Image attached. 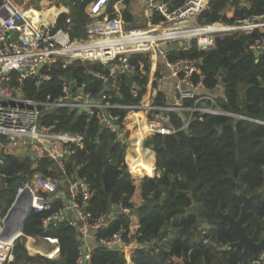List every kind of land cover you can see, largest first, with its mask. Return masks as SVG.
I'll use <instances>...</instances> for the list:
<instances>
[{"label": "trees", "instance_id": "trees-1", "mask_svg": "<svg viewBox=\"0 0 264 264\" xmlns=\"http://www.w3.org/2000/svg\"><path fill=\"white\" fill-rule=\"evenodd\" d=\"M89 0H68L60 11L56 25L70 27V36L83 38L84 26L91 18L85 12ZM185 0H170L169 10L179 7ZM208 0L207 8L198 16L201 25L222 22L232 24L236 19L257 16L264 12V0ZM228 9V10H226ZM226 10V11H224ZM44 17L46 12L41 13ZM109 15L113 13L109 11ZM124 18L129 19L128 14ZM162 19L156 14L152 22ZM257 31L247 34H233L215 40V48L199 51L193 42L187 52L173 51L171 60L177 56L197 58L200 70L205 74V85L214 88L223 84L224 92L218 96L223 110L237 114H256L264 108V48L256 54L247 49V44L258 38ZM144 63L149 69V56L145 53L130 55V61ZM87 68L104 71L100 63H87L62 68L53 62L42 68L50 75L39 90L26 80V96L44 100L61 92L63 79L72 77L76 82H87L93 93L101 87L86 73ZM222 72L219 73V69ZM122 102H128L126 78L121 76ZM144 76L142 83H145ZM243 88V91L240 88ZM161 97V94L157 98ZM139 98H134L138 102ZM123 115L124 113L121 112ZM57 119L58 129L80 134L82 145L76 148L66 164L65 171L70 178L85 177L90 184L91 197L86 201L93 219L112 211V205L121 204L131 210V215L117 213L97 237L110 238L123 230L122 237L127 243L136 242L153 247L112 250L96 246L90 260L93 264H246L252 256L241 249H224L227 243L236 241V236L227 228V223L215 220L208 228L200 229L204 217L190 208L191 201L202 205L208 212L219 210L234 218L239 215L241 199L237 192L250 195L257 190L261 194L249 206L245 218L247 232L256 233L259 240L264 235V124L228 116L204 115L195 120L187 132L174 135L149 134L143 141L154 153V177L148 153L144 164L138 165V173L128 171L134 163V147L126 153V145L107 130H100L95 119L76 115L66 108H53L43 117L44 123ZM172 122L177 124L174 115ZM99 141L97 142V138ZM27 148H10L1 170L8 180L0 184V215H4L13 202L14 192L27 176L38 172L43 176L63 180V174L53 167L40 146L34 155L26 154ZM146 154V153H145ZM147 165V166H145ZM149 166V168H147ZM131 174L133 176H131ZM103 178L112 182L109 192L104 190ZM171 184L174 191L166 193ZM239 185V188L236 186ZM61 206V200L52 199L51 208L42 212H31L23 221L25 235L52 237L59 243V257L47 259L42 256L30 257L23 238L17 239L12 258L6 264H74L78 257L81 240L78 226L69 217L47 226L42 221ZM170 234V238H168ZM159 242V243H158ZM167 244L165 246L164 244ZM180 262L174 263L173 260Z\"/></svg>", "mask_w": 264, "mask_h": 264}, {"label": "built area", "instance_id": "built-area-1", "mask_svg": "<svg viewBox=\"0 0 264 264\" xmlns=\"http://www.w3.org/2000/svg\"><path fill=\"white\" fill-rule=\"evenodd\" d=\"M66 1L0 0V184L8 179L1 167L10 148L22 146L27 148L26 154L34 155L36 147L40 146L52 166L60 170L64 178L60 180L35 172L21 180L14 192L12 204L24 193H28L31 212H42L51 208L52 199L61 200V206L47 216L42 224L47 226L69 217L78 226V236L82 239L74 264H93L90 256L96 246L112 250L134 249L130 246L134 245V241L127 243L123 239V230L108 239L97 237L98 231L105 228L117 213L129 214L131 210L121 204H114L110 213L93 219L86 203L91 197L89 182L85 177L70 178L65 171L67 161L74 156L76 148L82 145V137L58 129L57 119L44 123L42 119L45 113L53 108H66L76 115L86 116L88 120L95 119L100 130L109 131L116 139L119 136L116 125L123 135L128 132L131 135L134 129L139 131L144 140L149 134L165 136L187 132L189 126L195 120H201L204 115L228 116L264 124L245 114L223 110L218 96L222 97L224 86L218 83L213 89L206 87V76L200 70L197 58L177 56L173 60L169 59L172 50L190 51L194 41L199 51H207L215 48L217 38L236 32L249 35L257 31L258 38L246 47L252 52H260L264 48V12L236 19L232 24L216 22L201 25L197 18L207 8L208 0H185L172 10L168 7L170 0H141V24L146 27H161L167 22L179 23L177 20L183 18L182 22L208 31L197 36L158 38L155 42L147 41L142 49H121L120 41L125 39L122 37L144 27H140L134 19L126 20L123 17L121 6L124 8L128 0H89L85 12L91 20L84 26V37L76 39L70 38L67 28L56 25ZM242 5L247 6V2H242ZM109 11L113 16L109 15ZM43 12H46L44 17L41 14ZM156 14L161 15L162 19L153 23L152 17ZM217 24L231 30H209ZM97 39L102 42L98 49L104 58L91 56L97 47L88 43ZM112 47L117 50L115 54H112ZM152 52L164 58L169 76L174 79L170 100L157 98L166 78L164 75L154 74L151 81L148 79L142 83L146 75L143 61L138 60L136 65L130 61V55L134 53ZM53 62H59L63 69L74 63L80 66L100 63L103 72L86 69L87 74L101 82L99 91L93 93L87 82L78 83L70 77L62 80L61 92L54 98L47 95L44 100H40L26 96L25 81L29 80L39 90L50 79V75L43 72L42 68ZM121 76L126 78L128 85L131 97L128 102L121 101ZM103 84L108 86L100 93ZM134 98H139V101L134 102ZM172 115L177 124L172 122ZM4 215H0V264L8 263L12 258L14 243L20 238H23L30 257H59L56 238L25 235L23 232L13 238H10V232L1 238ZM13 225L14 222L11 223ZM246 264H264V251Z\"/></svg>", "mask_w": 264, "mask_h": 264}, {"label": "water", "instance_id": "water-1", "mask_svg": "<svg viewBox=\"0 0 264 264\" xmlns=\"http://www.w3.org/2000/svg\"><path fill=\"white\" fill-rule=\"evenodd\" d=\"M166 0H164L165 2ZM222 72V69H219V73ZM112 81V78L110 79V82ZM109 84V83H108ZM108 84H103L102 88L100 90L103 91ZM72 88H74V84H72ZM246 116L253 118L254 120L264 122V108L259 113L256 114H249L244 113ZM116 129L119 132V136L117 137L118 141H123V143L126 145L128 144L127 140L124 139V135L121 131V129L116 125ZM99 141V137L96 140ZM115 181L108 182L103 178V184H104V190L106 192H109L111 189V186L113 185ZM239 188V185L236 186ZM174 191V185L171 184L170 188L166 190V193ZM261 194V190H257L255 193L250 195H244L241 192H237V196L241 199V205L239 207V215L237 218H234L229 213H223L219 210H216L215 212H208L206 211L201 204L195 202L194 200L191 201L190 208L197 211L200 215L204 217V222L200 226V229L208 228L209 224L212 221L215 220H222L227 223V228L233 232V234L236 236V241L227 243L224 246V249H241L243 252L249 253L253 259L257 258L263 251H264V235L258 240L257 235L255 232H253L251 235L247 232V226L245 224V218L248 212L249 206L254 202V200ZM20 214V218L15 223L16 227L14 229L13 226H11V223L15 220L14 214L17 213ZM31 213V207H30V196L28 193H24L22 196L17 198L14 203L10 206V208L7 210L3 217V227L1 232V238H5L15 230L18 234L22 233V227H23V221L25 218ZM132 212H129V215H131ZM155 244V241L152 240L149 245H139L138 248H148L149 246L152 247ZM131 247L137 248V245H130ZM85 245H83V252L85 251Z\"/></svg>", "mask_w": 264, "mask_h": 264}, {"label": "bare ground", "instance_id": "bare-ground-1", "mask_svg": "<svg viewBox=\"0 0 264 264\" xmlns=\"http://www.w3.org/2000/svg\"><path fill=\"white\" fill-rule=\"evenodd\" d=\"M163 26H161V27L152 26V27H147V28H143V29L138 28V29L130 31L129 35L122 37L125 39L120 41L122 43L121 49H123V48L139 49V48H143L147 41L148 42H151V41L155 42L158 38L166 39V38H171V37H180L182 35L197 36V35H201L202 33H206L208 31V29L204 30L203 28L195 26L193 24L189 25V24H187V22H179V23L170 22L165 27H163ZM209 30L222 32V31H226L229 29L226 28L222 24H217V25L211 27ZM101 43L102 42L99 39L91 41L90 43H88L89 45H96V47H97V49L95 48L94 53L91 56H97L99 58H104L98 49L99 47L102 46ZM111 51H112V54H115L117 52L115 47H112ZM140 138H141V135L139 134V131L136 130L135 134L133 133V135H132V142H131V145L133 147L136 145V147H135L136 149L140 148L139 147ZM137 163H140V160H137ZM145 166H147V165H145ZM147 168H149V166ZM130 171L133 174H137L138 173V165H131ZM16 214H18V212L15 213L14 216ZM19 218H20V214L17 218H15V217L13 218V220L15 219L13 221L14 222V225H13L14 229L16 227L15 223L17 221L19 222V220H18ZM16 234H17V232L15 230H13L10 238H13L14 236H16Z\"/></svg>", "mask_w": 264, "mask_h": 264}, {"label": "crops", "instance_id": "crops-1", "mask_svg": "<svg viewBox=\"0 0 264 264\" xmlns=\"http://www.w3.org/2000/svg\"><path fill=\"white\" fill-rule=\"evenodd\" d=\"M244 2H245V0H244ZM142 7H143V3H142L141 0H128V1H125L124 8L121 6V10L123 12V17H124V14H128L129 15V19H127V20H133L134 19L136 22L141 21V18H142ZM226 10H228V9H226ZM226 10H224V11H226ZM69 28L70 27H67V31H68L69 36H70ZM229 30H231V29H229ZM204 34L205 33H202L201 35H204ZM123 36H125V35H123ZM70 38H71V36H70ZM74 38L76 39L78 37H74ZM139 49H142V48H139ZM173 51H175V50H173ZM257 53L258 52H256V54ZM148 56H149V69H148V71L146 72V75H145L146 76V80L149 79L151 81L154 74L164 75L166 78H165V81H163V83L160 86L161 91H160L159 94H161V97L164 98L165 100H170L171 92H172V84H173L174 79L169 76V69L166 68V66H165L164 58H162L159 54H156L155 52H152V53L148 54ZM135 132H136L135 129H134V131H131V136L133 135V133L135 134ZM139 141H140V145H139L140 148L136 149L135 148L136 145L134 146V156H135V151H136L137 155L135 156V160H134V163L132 165H142V164H144L141 156L139 155L140 150L144 146V141H143L142 137L140 138ZM131 150H132L131 146L126 147V153H131ZM33 156H35V155H33ZM137 160H140V163H137ZM150 160H151V164H152L151 166L153 167L154 155H153V157ZM151 172L153 173L154 171L151 170ZM143 176L152 177V176H150V174H143V175L138 176V177H135V176H133V177H134V179H137V178H142ZM10 206H9V208H10ZM18 216H19V214H16L14 217L17 218ZM170 236L171 235L168 234V238H170ZM78 238L80 240H82L80 236H78ZM84 241H87V240H84ZM155 243H156V241H155ZM136 244H137V248H138L139 245H141V244H138V243L134 242V245H136ZM161 244H164V243H161ZM164 245L167 246V244H164ZM133 248L135 249V247H133ZM172 262L177 263V262H180V260L177 259V260H173ZM29 264H38V263L33 261V262H30Z\"/></svg>", "mask_w": 264, "mask_h": 264}, {"label": "rangeland", "instance_id": "rangeland-1", "mask_svg": "<svg viewBox=\"0 0 264 264\" xmlns=\"http://www.w3.org/2000/svg\"><path fill=\"white\" fill-rule=\"evenodd\" d=\"M183 21V18H179L178 20H177V22H182ZM169 22H167V24H168ZM167 24H164V26L163 27H165ZM140 27L141 26H144L143 28H147L146 27V25H144V24H141V21H139V24H138ZM199 25V24H198ZM142 27L140 28V29H143ZM236 33H238V32H236ZM158 44H159V42H157ZM240 90L241 91H243V88L241 87L240 88ZM124 139L125 140H127V142H128V144H126V147H128V146H131V142H132V136L130 135V132H128V134H125L124 135ZM142 150V152H143V156H144V158L145 159H148V158H146V155H147V153H148V155H149V157L150 158H152L153 157V155H154V153L152 152V150H151V148L149 147V146H143V148L141 149ZM146 153V154H145ZM128 168H129V165H128ZM154 168V167H153ZM156 175V170L154 169V172L153 173H151L150 174V176H152V177H154ZM131 176H133L132 174H131ZM129 215V214H128Z\"/></svg>", "mask_w": 264, "mask_h": 264}]
</instances>
